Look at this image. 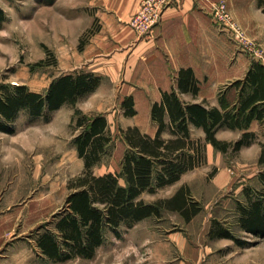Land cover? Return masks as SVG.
Segmentation results:
<instances>
[{"label": "rangeland", "instance_id": "374dc122", "mask_svg": "<svg viewBox=\"0 0 264 264\" xmlns=\"http://www.w3.org/2000/svg\"><path fill=\"white\" fill-rule=\"evenodd\" d=\"M63 2L66 0H0V6L8 14L0 28V82L25 83L33 90L42 91L56 76L84 69L72 68L82 62L81 51L99 23L93 22L79 40L68 38L62 24ZM228 39L239 51L255 58L247 47L239 45L236 34L228 35ZM47 57L50 64L31 68V64ZM227 85L220 87L221 90ZM235 93L234 90L232 94ZM90 96L77 106L84 112H105L115 136L109 154L94 171L96 174L119 171L127 151L121 128L128 127L136 118L124 115L121 102L90 104L87 103ZM217 97L205 96V99L211 104ZM150 101H136L144 130L155 128L150 116H146ZM74 112L73 105H64L50 119L28 122V115L23 111L15 122V134L0 136V159L15 155L13 162L0 163V177L3 176L1 180L7 187H12L11 192L18 201L34 203L32 210L38 225L31 235L34 239L65 206L72 191L70 180L85 168L73 144ZM257 132L258 142L240 151L231 148L225 153L211 144L206 145L207 157L201 167L189 170L174 185L143 194L145 201L152 202L172 197L182 185H189L192 197L203 207L191 221L187 222L179 211H165L160 218L147 217L132 228L122 226L120 236L109 233L108 240L90 259L77 256L47 263L40 259L39 264H264V237L251 235L253 243L241 247L230 239H210L206 233L215 217L236 228V200L243 198V186H261L259 173L264 171V164L260 163L259 156L264 133L259 129ZM193 134L204 139L201 129H194ZM239 136L237 131L219 134L227 141H235Z\"/></svg>", "mask_w": 264, "mask_h": 264}, {"label": "trees", "instance_id": "16d2710c", "mask_svg": "<svg viewBox=\"0 0 264 264\" xmlns=\"http://www.w3.org/2000/svg\"><path fill=\"white\" fill-rule=\"evenodd\" d=\"M258 3L264 10V0ZM7 19L0 6V28ZM47 53L51 56L50 50ZM48 64L49 57L31 64V68ZM178 77L179 91L199 93L200 80L191 67L181 69ZM51 81L42 91L25 83L0 82V132L15 134V122L23 111L28 122H33L50 119L64 105L74 106L73 144L85 168L70 180L72 191L65 206L36 236L41 253L57 262L77 256L90 259L109 233L120 236L122 226L132 228L147 217L160 218L165 211H179L191 221L203 207L192 197L189 185H182L172 197L152 202L145 201L143 194L174 185L187 171L201 167L207 157V143L225 153L231 148L240 151L258 140V134L249 130L254 121L261 122L264 132V62L255 59L244 77L221 90L218 105L183 100L176 89L165 91L163 99L152 104L156 133L151 135L137 125L121 128L127 143L121 170L96 174L94 167L109 154L115 136L104 112H84L77 104L98 89L102 76L84 68ZM135 105L133 95H128L121 102L124 115H136ZM200 127L204 139L193 134V129ZM221 128L238 129L243 134L235 141L223 140L217 133ZM261 146L259 160L264 164V143ZM259 175L261 186L245 184L243 198L236 200L237 227L215 217L208 231L210 239L226 238L247 247L253 243L249 236L264 237V171Z\"/></svg>", "mask_w": 264, "mask_h": 264}, {"label": "crops", "instance_id": "0c3cea01", "mask_svg": "<svg viewBox=\"0 0 264 264\" xmlns=\"http://www.w3.org/2000/svg\"><path fill=\"white\" fill-rule=\"evenodd\" d=\"M140 2H63L62 24L68 38L79 40L93 22L99 23L97 31L81 51L82 62L72 68H85L102 76L101 84L87 97V103L123 102L128 95H133L135 103L151 100L146 105V116L151 118L152 104L163 99L165 91L176 89L183 100L205 101L214 106L218 105V97L209 104L205 96H219L220 87L244 77L253 60H260L251 58L230 44L228 35L235 34L232 24L220 21L215 15L221 3L227 4L239 28L254 45L264 49V10L258 0H173L162 22L150 36H139L129 22L139 9ZM189 67L200 80L197 94L178 89L179 72ZM137 109L138 113L130 116L136 119L129 125H137L142 131L154 135L156 123L153 121L155 128L152 130L142 129L140 109ZM194 129H201L205 138L201 127ZM258 129L263 132L259 120L249 128L257 134ZM220 131L240 132L237 139L243 134L238 129L221 128L218 136ZM1 135L10 136L3 131ZM14 159L15 155H6L0 163H10ZM1 178L3 176L0 177V264H39L40 259L45 263L52 261L41 253L36 239L31 236L38 227L35 210H32L34 203L18 201V197L11 192L12 187H7ZM40 221L45 222L43 219Z\"/></svg>", "mask_w": 264, "mask_h": 264}, {"label": "built area", "instance_id": "2783aa9c", "mask_svg": "<svg viewBox=\"0 0 264 264\" xmlns=\"http://www.w3.org/2000/svg\"><path fill=\"white\" fill-rule=\"evenodd\" d=\"M173 0H141L139 9L130 19V24L140 36H150L155 28L162 22L165 11ZM216 17L220 21L232 24L231 28L236 34L239 42L247 47L254 57L264 62V50L260 46L254 45L242 28L235 23L228 10L227 4L221 3L216 11Z\"/></svg>", "mask_w": 264, "mask_h": 264}]
</instances>
